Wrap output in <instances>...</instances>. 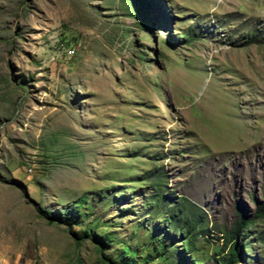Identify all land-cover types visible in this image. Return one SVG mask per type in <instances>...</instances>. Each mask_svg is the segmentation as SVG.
Segmentation results:
<instances>
[{"label":"rangeland","instance_id":"obj_1","mask_svg":"<svg viewBox=\"0 0 264 264\" xmlns=\"http://www.w3.org/2000/svg\"><path fill=\"white\" fill-rule=\"evenodd\" d=\"M263 200L264 0H0V264L210 263L240 214L264 264Z\"/></svg>","mask_w":264,"mask_h":264},{"label":"trees","instance_id":"obj_2","mask_svg":"<svg viewBox=\"0 0 264 264\" xmlns=\"http://www.w3.org/2000/svg\"><path fill=\"white\" fill-rule=\"evenodd\" d=\"M250 41V40H249ZM151 176L156 177V182L159 181L161 178V174H153V171H151ZM157 187H153L155 189V197L154 202L156 205L158 203H163L168 207H171L173 205L176 206L177 202L179 201L178 198L174 201L169 198V196L165 194H157L158 187L161 185L160 183H156ZM182 200V198H181ZM158 202V203H157ZM77 205V203H76ZM180 206V207H179ZM174 208V212L172 211L168 215H166L165 222L167 224V230L166 232H171V236L169 237H155L154 234L150 235V244L152 247L156 250L159 249L162 252H171L170 248L175 243V238L180 237L182 243L184 242L183 248L186 250L188 254L191 253V251L194 249V237L196 235V230H199L198 232H201L203 236H208V231L206 227H202L201 221L195 218L194 212L188 209L187 206H185L182 201L180 205ZM77 211V209H75ZM257 212L259 213V216L264 213V200L261 206L257 207ZM257 213V214H258ZM44 217L49 221H56L59 223H65L66 220H72V223L74 224L75 217L72 213H62V215H54V214H47L46 212L43 213ZM193 216V217H190ZM253 220L245 218L242 214H240L234 221V224L231 228V230L227 233V242L228 243V249L226 252V255H223L221 257L213 258L210 263H201V264H236L240 260V254H241V248L238 244V240H240V231H247L250 224H252ZM171 227V229L169 228ZM170 229V230H169ZM91 237L92 239H98L95 235L92 234L91 229L88 227L86 229H83L80 232V235L77 236L78 239H81L83 237ZM244 247H249L250 245L248 243H243ZM123 256L122 258L128 259V261L122 260L120 261V264H137L134 263V254L135 250L130 249L129 247L124 248L122 251ZM180 253L179 251H176V255ZM133 259V260H132ZM192 259V258H191ZM132 260V261H131ZM178 264H185L183 262V259L179 258ZM115 263V261H114Z\"/></svg>","mask_w":264,"mask_h":264}]
</instances>
